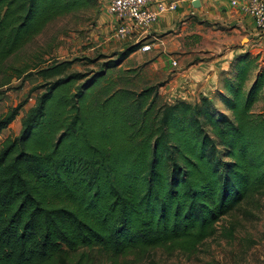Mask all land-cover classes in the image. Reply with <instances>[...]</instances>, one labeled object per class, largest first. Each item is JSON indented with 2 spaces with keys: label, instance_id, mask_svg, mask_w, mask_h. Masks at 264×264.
<instances>
[{
  "label": "trees",
  "instance_id": "1",
  "mask_svg": "<svg viewBox=\"0 0 264 264\" xmlns=\"http://www.w3.org/2000/svg\"><path fill=\"white\" fill-rule=\"evenodd\" d=\"M97 1L0 0V74L49 23ZM140 44L92 74L69 73L96 61L89 58L34 68L27 77L41 83L0 115L1 135L37 92L18 135L0 141V264H91L93 253L119 264L157 248L189 252L218 233L223 217L264 198L257 56L237 55L235 74L211 97L166 104L161 84L137 89L136 73L119 69Z\"/></svg>",
  "mask_w": 264,
  "mask_h": 264
},
{
  "label": "rangeland",
  "instance_id": "2",
  "mask_svg": "<svg viewBox=\"0 0 264 264\" xmlns=\"http://www.w3.org/2000/svg\"><path fill=\"white\" fill-rule=\"evenodd\" d=\"M108 1L98 0L93 8L54 20L6 61V66L9 68L6 73L0 74V115L24 101L29 90L41 83V80L35 76L27 77V74L38 66L49 64L53 59L62 61L89 58L96 61L91 64H86L84 60L77 62L70 67L69 73L92 74L101 62L106 61L105 58L117 57L122 50L115 49L114 44L118 45L122 40H116L113 44L112 41H107L111 33L103 31L106 16L101 6H107ZM251 56H257L258 66L262 69L264 67L262 53ZM145 61L146 59L143 58L125 60L119 66V69L124 72L136 73L137 89L156 84V78ZM234 65L233 59L227 70L222 73L220 89L222 80L231 78L235 74ZM21 71L26 73L21 79H17L16 75ZM255 72H251V80ZM8 79L11 82L8 85H2ZM36 93L34 92L31 98L27 99L26 105L22 107L16 120L11 124V129L2 133L0 141L8 136L18 135L19 127L21 128L20 121L27 110L33 106ZM160 99L162 103H165L161 96ZM253 111L255 113L264 111V88ZM229 227H234L230 238L225 236V231ZM217 230L218 233L214 237L205 240L189 252L179 248H157L148 251L140 259L133 256L122 258L119 264H264V198L257 197L248 201L239 210L223 217L217 224ZM93 255L95 259L91 264H109V259L104 254L93 253Z\"/></svg>",
  "mask_w": 264,
  "mask_h": 264
},
{
  "label": "crops",
  "instance_id": "3",
  "mask_svg": "<svg viewBox=\"0 0 264 264\" xmlns=\"http://www.w3.org/2000/svg\"><path fill=\"white\" fill-rule=\"evenodd\" d=\"M160 1H176L177 7L161 15L141 35L118 45L110 36L107 41H112L118 51L141 42L151 45L150 51L142 52L140 44L127 60L146 59L155 83H161L158 93L166 104L194 103L200 96L211 97L220 89L221 75L237 55L264 56V33L257 32L253 20L232 5V1L240 0ZM195 1L197 4L193 5ZM101 7L106 16L103 31L112 34L115 20L107 15L106 6ZM10 129L11 125L5 131Z\"/></svg>",
  "mask_w": 264,
  "mask_h": 264
},
{
  "label": "built area",
  "instance_id": "4",
  "mask_svg": "<svg viewBox=\"0 0 264 264\" xmlns=\"http://www.w3.org/2000/svg\"><path fill=\"white\" fill-rule=\"evenodd\" d=\"M232 5L238 6L242 13L253 20L257 32L264 33V0H240L238 3L232 1ZM151 6L154 8H150ZM176 7V1L110 0L106 6V13L115 20V28L110 39L125 40L137 34L141 35L154 25L161 15L174 11ZM140 50L148 52L151 45L141 44Z\"/></svg>",
  "mask_w": 264,
  "mask_h": 264
},
{
  "label": "water",
  "instance_id": "5",
  "mask_svg": "<svg viewBox=\"0 0 264 264\" xmlns=\"http://www.w3.org/2000/svg\"><path fill=\"white\" fill-rule=\"evenodd\" d=\"M197 4V1L193 2V5Z\"/></svg>",
  "mask_w": 264,
  "mask_h": 264
}]
</instances>
